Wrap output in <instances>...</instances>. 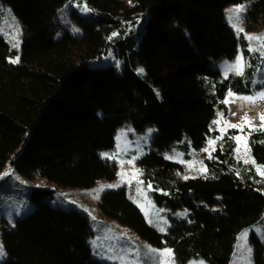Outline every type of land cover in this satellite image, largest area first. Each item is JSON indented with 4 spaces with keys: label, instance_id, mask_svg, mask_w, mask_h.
Returning <instances> with one entry per match:
<instances>
[{
    "label": "trees",
    "instance_id": "1",
    "mask_svg": "<svg viewBox=\"0 0 264 264\" xmlns=\"http://www.w3.org/2000/svg\"><path fill=\"white\" fill-rule=\"evenodd\" d=\"M0 1L22 29L19 53L0 36V180L11 170L57 187H91L114 177V164L99 154L112 147V130L152 126L154 148L138 166L155 203L186 209L188 219H170L161 235L123 189L103 192L100 212L151 245L169 247L174 264H228L237 235L264 213V176L257 172L264 130L248 138V163L235 155L229 131L203 161V176L176 177L178 166L156 151L182 136L202 148L218 135L217 110L227 115L226 93H249L245 76L223 77L211 64L237 52L224 8L244 4L242 29L253 32L264 28V0H77L91 13L84 18L70 9L77 33L58 19L69 0ZM109 50L119 68L89 66ZM28 196L33 209L1 232L0 264H106L91 257L85 215L49 206L50 190ZM250 243L254 264H264V246L254 235Z\"/></svg>",
    "mask_w": 264,
    "mask_h": 264
},
{
    "label": "rangeland",
    "instance_id": "2",
    "mask_svg": "<svg viewBox=\"0 0 264 264\" xmlns=\"http://www.w3.org/2000/svg\"><path fill=\"white\" fill-rule=\"evenodd\" d=\"M238 6H243L242 12L232 11ZM70 9L84 18L91 16V13L83 3L77 0L67 1L58 19L62 24H67L73 33H77V26L68 16ZM243 13L244 4L242 3L224 8V21L236 37L237 52L232 59H223L212 63L211 66L223 77L231 73L245 76L250 91L248 94H236L231 91L226 93L224 103L227 101L225 103L227 115L217 110L214 122H220L214 123V129L218 135L215 138L208 137L202 148L194 149L186 136H182L179 141L163 142L159 145L156 154L178 166L175 170V176L178 178L203 176L205 174L203 161L212 156L217 145L223 142L229 131L235 132L232 135L233 139L237 136L246 138L248 144L249 136L260 130V114L264 113V99L259 98V94L264 92V46L261 41L250 40L248 37L264 35V28L253 32L244 31L241 25ZM0 36L13 51L19 53L22 41L21 26L11 10L1 1ZM17 57L19 54L10 57L9 61L12 62ZM239 57L243 58L242 67L237 65ZM110 64L120 67V61L114 58L111 50L89 66L100 67ZM140 69L137 71L141 74ZM229 93L232 95L230 96ZM249 96L256 98L255 103L243 99ZM245 116L249 118L251 125L244 124L243 129L227 126L242 124ZM155 132L156 129L152 126H146L143 132H138L130 124L112 130V147L100 151L99 154L102 159L114 164V177L97 179L88 188L57 187L40 177L26 180L9 170L0 180V248L2 230L13 227L16 220L33 209L34 204L28 196L29 190L47 189L52 195L48 200L49 206L66 211L75 210L88 218L91 232L88 246L92 258L106 264H174L173 254L171 257L161 255L165 249H170L169 247L151 245L128 227L103 215L97 205L103 192L123 189L128 200L140 211L147 225L161 235L165 234L170 226V219L176 221L188 219L190 213L186 209L172 212L155 203L154 190L144 181L143 171L138 166V160L154 148L152 138ZM213 141L214 143L210 144ZM234 141L237 146L235 155L250 160L249 152L245 154L243 143L238 145L235 139ZM238 148L239 151H237ZM252 235L256 236L260 244L264 246V213L257 222L237 235L228 264H254L253 247L250 243ZM4 259L2 251L0 263ZM186 264H208V262L203 258H193Z\"/></svg>",
    "mask_w": 264,
    "mask_h": 264
},
{
    "label": "snow or ice",
    "instance_id": "3",
    "mask_svg": "<svg viewBox=\"0 0 264 264\" xmlns=\"http://www.w3.org/2000/svg\"><path fill=\"white\" fill-rule=\"evenodd\" d=\"M235 13H239V12H242L243 11V6H238L237 8H235L234 10ZM235 27V25H234ZM238 31H242V29H238ZM248 39L252 40V39H255V40H259L262 42V46H264V35H261V36H255V37H248ZM19 60V57H17L15 60L12 61V63H17ZM242 60L243 58L242 57H239L238 60H237V65L242 67ZM141 72H143V69H140ZM229 95L231 96L232 93H229ZM259 98L261 99H264V92L260 93L259 94ZM243 99L251 102V103H255V99L254 97H244ZM225 103H227V101H225ZM260 130H264V113H261L260 114ZM220 121H215L214 123H219ZM226 123V122H225ZM244 124H248V125H251V121L249 120V118L247 116H245L243 118V123L242 124H231V125H227L229 127H232V128H241L243 129L244 127ZM234 139L237 141V144H241L243 143V146H244V149H245V154L247 155V153L250 151V149L248 148V144H247V139L246 138H242V137H234ZM211 143H214L213 142H210ZM205 151H207V149H205ZM237 151H239V148L237 149ZM250 162L249 160H245V163H248ZM252 163H254V161H251ZM257 172L258 174H260L261 176H264V166H260L257 168ZM109 187H113V185H109ZM102 190V189H101ZM161 231H163V229H161ZM0 254H2V248H0ZM161 255L163 256H168V257H171L172 256V250L171 249H165L164 252L161 253Z\"/></svg>",
    "mask_w": 264,
    "mask_h": 264
}]
</instances>
